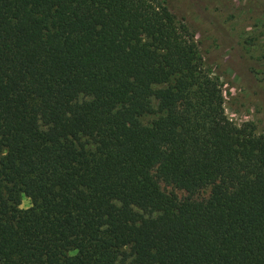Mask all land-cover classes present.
<instances>
[{
  "label": "trees",
  "instance_id": "16d2710c",
  "mask_svg": "<svg viewBox=\"0 0 264 264\" xmlns=\"http://www.w3.org/2000/svg\"><path fill=\"white\" fill-rule=\"evenodd\" d=\"M0 264H264V135L159 0H0Z\"/></svg>",
  "mask_w": 264,
  "mask_h": 264
},
{
  "label": "rangeland",
  "instance_id": "374dc122",
  "mask_svg": "<svg viewBox=\"0 0 264 264\" xmlns=\"http://www.w3.org/2000/svg\"><path fill=\"white\" fill-rule=\"evenodd\" d=\"M159 1L192 33L201 62L218 78L225 116L264 135V0ZM28 205L22 197L19 208Z\"/></svg>",
  "mask_w": 264,
  "mask_h": 264
}]
</instances>
